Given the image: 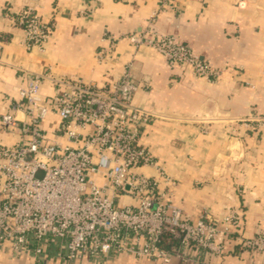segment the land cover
Returning <instances> with one entry per match:
<instances>
[{"label": "crops", "instance_id": "0c3cea01", "mask_svg": "<svg viewBox=\"0 0 264 264\" xmlns=\"http://www.w3.org/2000/svg\"><path fill=\"white\" fill-rule=\"evenodd\" d=\"M176 9L161 13L160 32L187 44L224 71L216 82L196 77L186 66H170L150 48L136 49L123 36L139 32L158 10V0H100L82 17V0H0V119L7 111L23 120L18 89L47 69L86 82L117 79L126 63L140 84L134 104L153 115L142 129L141 145L177 181L173 201L195 221L202 213L213 220L236 211L241 221L232 239L264 232V0H175ZM37 10L49 25L45 51H29L16 15ZM121 37L112 60L99 63L104 32ZM47 100L53 87L43 83ZM58 119L45 123L54 135ZM22 136L0 125V146L11 147ZM142 172L154 174L151 168ZM169 264H264V254L241 249L232 240L222 256L193 253ZM0 264H68L52 257L38 263L29 256L0 251ZM75 264H159L133 257Z\"/></svg>", "mask_w": 264, "mask_h": 264}, {"label": "built area", "instance_id": "2783aa9c", "mask_svg": "<svg viewBox=\"0 0 264 264\" xmlns=\"http://www.w3.org/2000/svg\"><path fill=\"white\" fill-rule=\"evenodd\" d=\"M158 1L144 27L122 38L136 49L154 50L170 66L188 67L196 77L211 83L220 79L222 69L158 30V16L177 8L175 0ZM82 2V17L100 4ZM15 21L24 31L26 49L45 51L51 32L37 10L28 6ZM120 38L104 32L99 63L112 60ZM132 70L128 62L117 79L97 83L50 68L18 89L22 105L13 109L21 110L24 119L9 111L0 119L3 129L23 138L0 146V251L29 256L35 263L52 257L68 264L103 263L125 256L169 264L174 257L193 260L194 251L222 256L236 240L242 250L264 254V232L232 239L241 213L218 220L202 213L193 221L174 203L176 179L140 143L153 115L134 104L140 84ZM43 83L53 87L48 100ZM51 114L58 119L53 136L45 128Z\"/></svg>", "mask_w": 264, "mask_h": 264}, {"label": "rangeland", "instance_id": "374dc122", "mask_svg": "<svg viewBox=\"0 0 264 264\" xmlns=\"http://www.w3.org/2000/svg\"><path fill=\"white\" fill-rule=\"evenodd\" d=\"M37 176H38V177H41V176H42V171H39V172L37 173Z\"/></svg>", "mask_w": 264, "mask_h": 264}]
</instances>
